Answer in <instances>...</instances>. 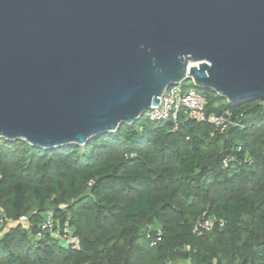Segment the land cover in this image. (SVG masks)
I'll use <instances>...</instances> for the list:
<instances>
[{
    "label": "trees",
    "instance_id": "obj_1",
    "mask_svg": "<svg viewBox=\"0 0 264 264\" xmlns=\"http://www.w3.org/2000/svg\"><path fill=\"white\" fill-rule=\"evenodd\" d=\"M195 88L226 130L142 115L85 145L0 137V264H264V99Z\"/></svg>",
    "mask_w": 264,
    "mask_h": 264
},
{
    "label": "water",
    "instance_id": "obj_2",
    "mask_svg": "<svg viewBox=\"0 0 264 264\" xmlns=\"http://www.w3.org/2000/svg\"><path fill=\"white\" fill-rule=\"evenodd\" d=\"M188 79L264 99V0H0L6 140L85 145Z\"/></svg>",
    "mask_w": 264,
    "mask_h": 264
},
{
    "label": "built area",
    "instance_id": "obj_3",
    "mask_svg": "<svg viewBox=\"0 0 264 264\" xmlns=\"http://www.w3.org/2000/svg\"><path fill=\"white\" fill-rule=\"evenodd\" d=\"M183 82L165 89L159 98V104L146 110L143 113L144 117L150 120L170 119L173 122V130L177 129L180 123L185 119L208 121L215 125L219 131L222 132L226 130L229 124L232 123L227 114H206V97L194 87L186 88ZM26 220V216H22L18 221L25 222ZM0 223H2V220ZM212 226L213 220L211 218L201 217L195 223L193 231L197 234H202L204 231L210 230ZM43 227L51 228L53 231V222L50 218L46 219ZM54 235L72 248L79 249V238L72 234L67 226H65L62 231H55ZM165 264L173 263L167 261Z\"/></svg>",
    "mask_w": 264,
    "mask_h": 264
},
{
    "label": "rangeland",
    "instance_id": "obj_4",
    "mask_svg": "<svg viewBox=\"0 0 264 264\" xmlns=\"http://www.w3.org/2000/svg\"><path fill=\"white\" fill-rule=\"evenodd\" d=\"M183 84L186 86V88H189V87H194L193 86V84H192V81L190 80V79H188V80H185L184 82H183ZM195 88V87H194ZM142 118H144L145 119V117L144 116H142ZM143 120V119H142Z\"/></svg>",
    "mask_w": 264,
    "mask_h": 264
}]
</instances>
